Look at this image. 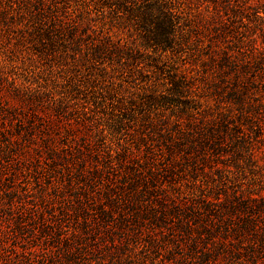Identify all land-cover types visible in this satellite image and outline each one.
I'll return each mask as SVG.
<instances>
[{
  "label": "rangeland",
  "instance_id": "374dc122",
  "mask_svg": "<svg viewBox=\"0 0 264 264\" xmlns=\"http://www.w3.org/2000/svg\"><path fill=\"white\" fill-rule=\"evenodd\" d=\"M249 41L264 46V0H0V264H68L60 238L99 223L106 196L126 201L150 167L149 203L178 217L217 185L258 191L233 159L198 157L196 171L177 145L219 124L225 54ZM105 224L79 239L81 264H187L174 216Z\"/></svg>",
  "mask_w": 264,
  "mask_h": 264
},
{
  "label": "trees",
  "instance_id": "16d2710c",
  "mask_svg": "<svg viewBox=\"0 0 264 264\" xmlns=\"http://www.w3.org/2000/svg\"><path fill=\"white\" fill-rule=\"evenodd\" d=\"M248 1L243 0L245 3ZM141 9L148 18L145 20H153V13L149 14L150 7L138 10ZM167 27L164 23L165 30ZM235 47L238 54L227 51L221 67L220 78L226 92H217L219 98L226 101L227 107L221 112L223 117L219 124L209 128L192 127L180 137V144L177 145H180V153H194L193 157H189L193 161L198 157L202 163L233 159L237 168L248 169L251 175L259 178V190H244L238 183L217 185L213 193L204 190L199 198H182L178 217L171 211H159L149 203L150 197L160 194L153 168L150 167L147 169L152 172L149 178L139 172V176L128 184L133 194L127 196L126 201L106 196V202L110 200L109 208L100 209L104 222L93 223L89 218L85 219L81 229L84 236L75 230L71 235L60 238L59 242L63 239L65 243L68 264H81L79 254L74 253V249L82 253L85 247L79 239L82 241L86 235L96 236L105 223L116 219V214L125 226L130 221L140 228L145 227L146 222L162 227L168 217L178 218V247L187 264H264V46L259 48L254 41H249L246 45L242 43ZM182 85L183 88L177 86L178 93L185 96L186 86ZM232 123L235 124L230 129L228 125ZM196 161L193 165L197 171L201 169V163ZM129 176L126 173L122 179L126 180ZM159 198L164 205L170 196ZM146 200L148 203H145ZM171 200L177 205V199ZM107 231L110 232L108 228ZM77 239L78 245L75 246Z\"/></svg>",
  "mask_w": 264,
  "mask_h": 264
}]
</instances>
